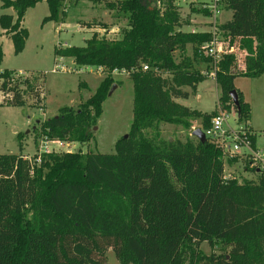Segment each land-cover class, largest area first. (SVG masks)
Returning <instances> with one entry per match:
<instances>
[{
	"label": "trees",
	"instance_id": "1",
	"mask_svg": "<svg viewBox=\"0 0 264 264\" xmlns=\"http://www.w3.org/2000/svg\"><path fill=\"white\" fill-rule=\"evenodd\" d=\"M0 2L17 14L16 22L11 15L0 19L17 52L28 37L21 24L30 8L46 2L48 20L58 22L65 15V0ZM221 4L233 16L220 28L245 54L244 69L237 72L232 71L234 55L221 60L218 107L234 109L240 122L249 125L251 106L235 80L264 76V0ZM108 8L128 21L120 39L96 33L84 47L56 49V54L80 67L128 72L134 89L130 133L117 142L113 154L52 153L40 163L20 154L0 155V264H107L109 249L121 264H264V173L246 164L257 181H225L222 154L210 140L160 137L162 124L191 129L202 118L201 129L206 130L217 116L178 103L206 79L196 64L211 70L202 50L211 34L181 32L176 0H116ZM189 46L194 57L178 61L176 52L184 53ZM115 84L114 76L107 75L80 108H62L43 122L42 141H90L91 128ZM0 92L4 105H44L41 77L0 71ZM150 130L155 132L152 137L147 135ZM204 243L211 254L202 251Z\"/></svg>",
	"mask_w": 264,
	"mask_h": 264
},
{
	"label": "rangeland",
	"instance_id": "2",
	"mask_svg": "<svg viewBox=\"0 0 264 264\" xmlns=\"http://www.w3.org/2000/svg\"><path fill=\"white\" fill-rule=\"evenodd\" d=\"M116 0H65L64 18L58 22L48 20L50 9L46 2H40L30 8L21 24V28L27 30L28 37L24 48L17 52L14 41L7 35L0 24V50L2 61L0 71L9 70L27 77H41L44 80V105L42 108L33 107L27 103L24 107H11L3 104L0 94V155L20 154L40 163L43 156L63 152H94L99 154L115 153V146L119 140L128 136L134 118V89L133 83L126 76L115 75L116 84L108 93L103 104V113L96 126L91 128L92 138L85 144L73 142L64 143V147L51 145L50 153H43L41 125L46 120L59 114L62 108L69 107L77 110L96 93L100 83L106 77L101 75L96 68L80 67L71 58H65L56 54V49L66 47H84L86 41L93 34L109 39H120L128 21L116 11H111L108 4ZM213 0H176L182 21L188 20L189 24L181 26L179 30L195 31L197 33L210 30L209 15L203 11ZM222 15L218 22L222 25L224 18H230V13L222 4ZM3 15H11L14 21L17 14L13 9H3L0 2V19ZM209 21V25L201 22ZM106 26L105 28H99ZM203 50V49H202ZM193 49L176 52L178 61L193 58ZM244 54L240 56L239 64ZM199 83L196 93H191L187 100H178V103L196 110L200 113H219V98L221 89L216 80L205 77ZM114 86H116L115 89ZM235 87L241 91L245 100L251 106L250 126L257 133V148L264 150V76L250 78L239 76L235 80ZM192 92L189 87L184 88ZM111 92V94H110ZM3 104V105H2ZM233 110V109H232ZM231 110V111H232ZM232 119L236 118L232 114ZM202 118L192 123L191 129L181 125L162 124L159 128L162 140L185 142L188 138H194L195 130L202 128ZM234 122H232L231 125ZM202 130V129H201ZM18 134H22L20 138ZM155 134L150 130L147 135ZM227 168V174L239 180L250 179L257 181L255 172L247 171L245 161L237 160ZM202 251L211 254L212 249L207 243L202 245ZM107 264H121L112 249L107 251Z\"/></svg>",
	"mask_w": 264,
	"mask_h": 264
},
{
	"label": "built area",
	"instance_id": "3",
	"mask_svg": "<svg viewBox=\"0 0 264 264\" xmlns=\"http://www.w3.org/2000/svg\"><path fill=\"white\" fill-rule=\"evenodd\" d=\"M206 7L209 12V33L211 34V39L202 49L203 54L210 59L211 70L205 73L204 76L216 80L219 64L226 55H234L236 58L232 67L233 72L243 70V60H241V64L238 62L240 56L245 52L237 44L232 43L229 37L226 38L220 28L221 24H219L218 20L223 12L221 0H213ZM90 68L92 69V67ZM143 69L145 71L148 70V66H144ZM96 70L101 75L106 76L109 74L113 76L128 75L126 70L109 72V70L103 67H98ZM232 114L236 118L232 119ZM232 122H234V125H231ZM202 131L205 134V138L210 140L222 154L225 168L223 179L225 181L232 179L231 174H227L226 170L232 164L237 163V160L245 161L246 164H249L250 168L256 169L257 174L264 173V150H259L253 144V140L257 138V133L250 125L240 122L239 115L234 109L227 112L219 108V113L212 118L209 128ZM53 144L59 145L60 148L64 147V143L61 141L50 142L46 140L42 144L43 153H50L49 149Z\"/></svg>",
	"mask_w": 264,
	"mask_h": 264
},
{
	"label": "crops",
	"instance_id": "4",
	"mask_svg": "<svg viewBox=\"0 0 264 264\" xmlns=\"http://www.w3.org/2000/svg\"><path fill=\"white\" fill-rule=\"evenodd\" d=\"M226 13H230V18H227V17H225L224 18V22H222V24H224V23H226V22H228V21H230L231 19H232V16H233V13L231 12V11H226ZM183 22V21H182ZM186 23L187 24H189V22H188V20H186V22H183V26H186ZM209 23V21H207V17H206V19H205V21H203V22H201V24H203V25H205V28H207V26L209 25L208 24ZM183 32H185V33H191V31H183ZM192 32H195V31H192ZM201 32H208V31H206V29L205 30H202ZM196 67L197 68H199V70L203 73V74H205V73H207L208 71H210V68L208 67V65L207 64H203V63H198V64H196ZM0 94L2 95V93L0 92ZM2 98H3V95H2ZM3 100H4V98H3ZM246 101V100H245ZM247 102V101H246ZM248 103V102H247ZM0 105H1V103H0ZM3 105V104H2ZM253 129V128H252ZM254 130V129H253ZM255 131V130H254ZM256 132V131H255ZM256 147H257V138H256Z\"/></svg>",
	"mask_w": 264,
	"mask_h": 264
},
{
	"label": "water",
	"instance_id": "5",
	"mask_svg": "<svg viewBox=\"0 0 264 264\" xmlns=\"http://www.w3.org/2000/svg\"><path fill=\"white\" fill-rule=\"evenodd\" d=\"M115 88H116V86H114L113 89H115ZM110 94H111V92H110ZM231 96L233 98L235 106L239 107V99H238L237 91L231 92ZM193 136L199 138L200 140L206 139L205 134L203 133V131L201 129L195 130V132L193 133ZM126 137H128V136H126Z\"/></svg>",
	"mask_w": 264,
	"mask_h": 264
}]
</instances>
